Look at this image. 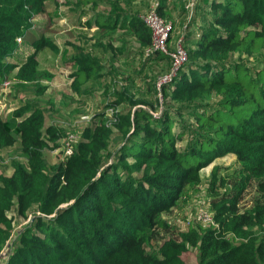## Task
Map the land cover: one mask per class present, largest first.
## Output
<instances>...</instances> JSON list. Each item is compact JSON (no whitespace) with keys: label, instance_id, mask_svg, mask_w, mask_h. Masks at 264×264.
Returning <instances> with one entry per match:
<instances>
[{"label":"trees","instance_id":"16d2710c","mask_svg":"<svg viewBox=\"0 0 264 264\" xmlns=\"http://www.w3.org/2000/svg\"><path fill=\"white\" fill-rule=\"evenodd\" d=\"M74 1L77 21L99 34L90 48L63 51L73 89L89 101L87 84L103 80L107 97L73 153L55 163L46 152L61 146L65 131L45 124L36 100L0 112V149L19 144L25 160L12 156L13 172L0 173V252L11 242L5 264H186L190 246L198 264H264V0H199L190 19L185 0H156L157 13L173 24L167 51L154 49L134 0ZM173 1L188 57L159 85L175 50ZM47 2L0 0V86L11 74L36 81L38 52L59 50L45 35L51 20L43 31L34 25ZM105 52L124 57L128 68L105 61ZM228 153L241 162V179L233 191L212 196L215 224H191L156 245L158 231L175 229L163 214L201 182L202 168ZM217 178L216 167L213 192ZM251 180L260 196L242 211ZM17 217L28 222L14 237Z\"/></svg>","mask_w":264,"mask_h":264},{"label":"rangeland","instance_id":"374dc122","mask_svg":"<svg viewBox=\"0 0 264 264\" xmlns=\"http://www.w3.org/2000/svg\"><path fill=\"white\" fill-rule=\"evenodd\" d=\"M178 3L180 0H176ZM74 0H48L47 13L38 15L34 20L36 29L44 30L45 24L51 20V27L45 32L46 37H52L57 44L59 50H52L50 48H43L38 52L37 58L39 61L40 77L34 82L22 83L11 74L8 78L10 86L0 87V112L3 115H10L18 105V101L36 100L37 105L44 110L45 124H55L63 128L65 131L64 137L61 139V144L64 141L67 133H81L83 127L90 121L91 115L101 106H103L106 96L104 81L89 82L87 86L89 90L84 95L91 94L89 101L83 99L73 89L74 77L71 76L72 65L64 54V49L72 52L74 45H84L92 47L97 35L99 34L98 28L89 29L77 21L76 16L72 14ZM156 0H140L139 11L144 14L149 11V6H144L145 3L153 4ZM104 11V7L99 8ZM85 19H82L84 21ZM81 21V22H82ZM177 26V25H176ZM182 25L177 27L174 31V37L171 46L175 47L181 35L178 32L181 30ZM121 30L117 31L115 45H120L121 40H118V34ZM109 41L107 36L104 37L103 42ZM136 47L138 44L133 43ZM98 51V48H95ZM105 61H116L115 64L121 67L122 70L127 69L123 61L124 57L114 56L110 53H103ZM116 57V58H115ZM236 57V56H235ZM107 63V62H106ZM132 64V63H131ZM18 68L16 67L14 73ZM166 74V73H165ZM163 76V75H162ZM161 76V77H162ZM160 77V79H161ZM106 83V82H105ZM38 85H40L38 89ZM141 86H144L142 83ZM139 82L134 85L136 92H142V87ZM44 88L43 93L39 94ZM145 88V86H144ZM38 89V92H37ZM108 100V99H107ZM111 111L109 110L108 113ZM185 142L182 143L184 147ZM61 147L55 150L46 152V157L53 163L63 160L64 153ZM16 156L21 161L24 160L23 153L19 144H15L8 149H0V173L10 175L13 172V167L10 164V158ZM217 167V188L216 192L211 190V175ZM241 162L238 158L228 153L223 157L214 159L209 165L201 170V182L195 186H189L183 200L178 202L170 212L163 214V217L174 227V231H158L155 235L156 245L163 242L169 237H178L181 232L188 229L189 225L197 224L200 222V215L207 214L211 217L214 215L212 209V196L222 195L225 192L233 191L241 179ZM225 180L226 185L222 186L221 182ZM236 184V185H235ZM260 193L257 189L256 180L248 182L247 186L241 193L239 207L240 210L251 207L259 198ZM15 234L16 237L18 230L28 222V218L17 217L15 220ZM11 242L7 246H9ZM149 249V247H148ZM186 264H198V249L197 247H189L186 252L182 254Z\"/></svg>","mask_w":264,"mask_h":264},{"label":"built area","instance_id":"2783aa9c","mask_svg":"<svg viewBox=\"0 0 264 264\" xmlns=\"http://www.w3.org/2000/svg\"><path fill=\"white\" fill-rule=\"evenodd\" d=\"M198 1L199 0H185L186 17L188 19H190L193 16ZM155 4L156 3H153L149 11L143 14V19L146 22V24L152 29L154 49L167 51L169 48L168 40L170 39V35L173 32L172 31L173 24L170 20H166L162 18L157 13V11L155 10ZM18 41L21 42V37L18 38ZM174 49L175 50L171 52L172 55L171 71L164 74L161 77V79L158 82L159 85H161V83L163 82L170 81L188 57L187 51L182 43V37L179 38ZM8 85L10 86V81L9 79L8 80L6 79L4 80L3 84L0 87L7 88ZM79 139H80L79 133H74V132L67 133L63 143L60 146L61 149L63 150L62 152L64 153V157L66 155H71L73 153L74 147L76 143L79 141ZM199 219L204 226L215 224L214 217L213 216L211 217L210 215L207 214H201ZM8 247L9 246H6V248H4L0 252V264H5L6 262Z\"/></svg>","mask_w":264,"mask_h":264},{"label":"crops","instance_id":"0c3cea01","mask_svg":"<svg viewBox=\"0 0 264 264\" xmlns=\"http://www.w3.org/2000/svg\"><path fill=\"white\" fill-rule=\"evenodd\" d=\"M140 2V0H134V2H133V4H132V11L134 12V11H137L138 9H139V7L141 6V5H139V4H143V3H139ZM173 4H172V6L174 7V9H175V11H174V18H175V20H176V28L177 27H180V25H182L183 26V23L181 24V21H183L184 19L182 18L183 16L181 15V16H177L176 15V12L178 13L179 11H178V8H179V5L177 6V7H175V3H174V1L172 2ZM183 19V20H182ZM93 28H97V27H93ZM92 28V29H93ZM183 28V27H182ZM181 28V29H182ZM178 32H180V30L178 31ZM180 34V33H179Z\"/></svg>","mask_w":264,"mask_h":264}]
</instances>
